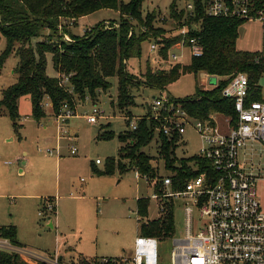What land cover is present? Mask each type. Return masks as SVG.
I'll return each mask as SVG.
<instances>
[{"label": "rangeland", "instance_id": "obj_1", "mask_svg": "<svg viewBox=\"0 0 264 264\" xmlns=\"http://www.w3.org/2000/svg\"><path fill=\"white\" fill-rule=\"evenodd\" d=\"M122 1L128 3L131 0ZM195 1L143 2V16L148 13L156 16L154 30L148 29L141 57L127 60L129 73L142 78L148 65L157 68L152 61L149 43L176 38L174 36L178 30L187 22V5ZM174 2L175 15L171 10ZM181 11H184L183 16ZM120 16L116 9H101L79 18L72 29L74 33L81 34L84 28H92L104 20L113 22L119 20ZM134 26L136 31L147 30L146 26H140L135 21ZM155 29H158V33ZM49 32L45 29L43 35L32 39L34 49L37 42L42 41ZM263 42L264 27L260 21H245L239 26L238 49L260 51ZM6 47L7 39L0 31V56ZM16 49L17 46L0 66V100L3 90L19 79ZM45 57L48 75L58 77L52 54L47 53ZM191 59L190 52L185 49L183 64L190 63ZM158 66L167 67V64L159 63ZM205 74H183L164 90L165 94L175 99L194 98L198 86L212 87L209 82H205ZM110 81L111 87L108 90H98L95 99L90 94L82 100L76 99L78 116L70 119L63 130L58 129L49 106L44 108L47 117L36 120L32 116V102L28 95L21 96L18 100L17 129L7 109L0 108V227L15 225L19 242L49 254L58 251L67 262L79 263L82 258L101 262L132 256L135 240L141 234L140 224L160 218L163 207L171 206L173 209V236L181 235L185 227L182 198L153 197L160 193L155 182L138 177L133 167H128L124 172L116 168L113 173H99L106 169L110 158L114 157L118 161L120 148L125 145L118 136L136 130L139 120L150 115L149 106L159 94L157 88L149 86L134 88V104L120 110L117 99L118 77L112 76ZM215 82V78H212L211 83ZM258 84L264 96V72L260 75ZM94 106L100 108L105 116L100 117L96 123H91L87 115ZM110 131L114 132V137H102ZM161 136L162 132L155 128L152 140L142 148L153 158L159 180L174 174L159 154ZM72 146L76 148V153L71 152ZM201 147L199 133L188 125L180 140L175 143V165L183 160L193 171H197ZM97 159L100 163L96 162ZM121 163L126 165L129 162ZM20 166L24 169L20 170ZM260 189L264 193V184ZM36 195L56 197V210L39 215L41 206L39 199L34 198ZM139 198L148 199L147 215L141 216L138 213ZM173 236L158 238L159 264L172 263Z\"/></svg>", "mask_w": 264, "mask_h": 264}, {"label": "trees", "instance_id": "obj_2", "mask_svg": "<svg viewBox=\"0 0 264 264\" xmlns=\"http://www.w3.org/2000/svg\"><path fill=\"white\" fill-rule=\"evenodd\" d=\"M145 0H131L128 3L122 0H0V31L7 39V47L0 56V66L10 53L16 49L19 64L16 71L19 73L18 82L3 90L0 108L4 107L14 121L17 129L19 118L18 100L28 95L32 102V116L40 120L46 116L44 101L48 98L52 102L54 114L60 112L63 103L71 105L76 99H84L87 94L96 98L98 90H108L111 87L110 77H118V108L124 110L134 104L133 89L140 86H149L157 89H166L177 81L183 74L205 72L211 77L219 79L218 84L205 89L197 87L194 98L177 99L197 118H205L211 111H223L235 115L233 100L222 95L223 88L229 78L239 72L249 77L251 91L249 98L257 99V81L264 72V57L259 51L241 50L237 47L239 26L243 23L236 19L206 16L201 0H196L195 16H188L187 23H200V30H192L190 35H199L204 47L200 57H192L190 63H176L167 67L147 66L142 78L135 77L127 71V60L132 57H141L142 44L147 38L148 29L154 30V13L143 16L142 6ZM101 9H116L121 16L118 27L106 29L104 21L90 28L79 36L65 28L70 34L71 41H67L58 31L60 17L75 18L76 21L86 15ZM175 2L171 10L176 14ZM183 16L184 11H181ZM134 21L147 30L136 31ZM45 29L50 32L44 35L42 41L32 46V39L43 35ZM132 32V34H130ZM158 33V29H155ZM177 38L162 40L161 56L168 60L169 51ZM51 53L53 64L58 73L71 74L70 84L73 91L60 85L58 77H51L47 73L46 54ZM257 58L259 59L257 61ZM157 122L144 116L139 120L136 130L120 134L119 140L125 143L120 148L118 161L116 158L108 160L107 167L100 174L113 173L116 168L124 172L128 167L154 181L157 190H163L161 180L157 179L156 165L153 158L142 150L150 143ZM114 132H106L103 138L114 137ZM177 136L168 139L161 136L159 154L166 160L174 183L172 189L183 188L184 183L192 176L201 173L203 168H210V162L197 158L201 168L193 171L185 161L175 165L174 155ZM128 164H122L126 163ZM209 162V163H208ZM138 213L141 216L148 213V199H138ZM172 205V204H171ZM160 218L141 223L142 235L157 238L172 237L175 233L173 209L163 207ZM139 219V218H138ZM141 219H139L140 221ZM3 235L17 242V228L15 225L1 226ZM0 264H22L17 256L0 254Z\"/></svg>", "mask_w": 264, "mask_h": 264}, {"label": "built area", "instance_id": "obj_3", "mask_svg": "<svg viewBox=\"0 0 264 264\" xmlns=\"http://www.w3.org/2000/svg\"><path fill=\"white\" fill-rule=\"evenodd\" d=\"M201 3L206 16L242 22L260 21L264 27V0H201ZM195 13L196 2L189 3L186 18L195 16ZM75 22V18L60 17L57 28L67 41L72 39L65 28ZM119 25L104 21L106 29ZM195 29L200 30L197 22L183 24L174 36L178 40L172 45L168 60L161 56L163 42L151 41L149 50L155 66L159 67V63H183L185 49L191 57L202 56L201 37L190 35ZM259 53L264 57V42ZM70 76L59 73L58 78L60 85L72 92ZM210 78L207 75L206 82ZM216 79L218 84L219 79ZM258 82L259 79L257 94L260 97L252 100L246 73H235L229 78L222 95L233 100L235 115L216 110L203 119L194 117L181 102L165 94L164 89H158L159 94L149 106L151 113L148 118L158 123L156 129L168 139L177 136L176 142L179 141L186 127L193 126L202 140L199 158L210 162V168H203L200 174L190 177L178 190L172 189V175L165 176L161 179L164 191L153 195L156 198L180 197L184 202L185 227L181 235L173 236L171 264H264V193L260 189L264 184V96ZM43 106L52 108V102L46 99ZM103 113L94 106L87 119L96 123L105 116ZM76 116V103L65 102L60 112L53 113L59 130H63L65 123ZM71 152L76 153V148L72 146ZM49 153L53 154V151L49 150ZM96 162L100 163V160ZM197 168H201L199 163ZM136 174L142 176L138 170ZM54 198H42L39 215L56 210ZM158 242L157 237L140 234L130 257L101 262L82 258L79 263H74L65 261L58 251L49 254L14 242L3 235L0 228V254L15 255L22 264H159Z\"/></svg>", "mask_w": 264, "mask_h": 264}, {"label": "crops", "instance_id": "obj_4", "mask_svg": "<svg viewBox=\"0 0 264 264\" xmlns=\"http://www.w3.org/2000/svg\"><path fill=\"white\" fill-rule=\"evenodd\" d=\"M87 16H89V15H86V16H83V17H81V18H84V17H87ZM104 21H112V20H104ZM77 23L75 22V24L74 25H72V26H69V27H67L68 29H69V31L70 32H72V33H74V31H73V29H72V27L73 26H75ZM91 27H89V28H84L83 30H82V33L80 34V33H74V34H77V35H79V36H81V35H83L84 33H85V30L86 29H90ZM48 30V29H47ZM48 32H49V30H48ZM48 34V33H47ZM58 73V72H57ZM58 75H59V73H58ZM206 74L204 75V77H205V82H206ZM206 89H208V88H206ZM47 100H49L48 98H47ZM77 105V104H76ZM52 109V108H51ZM52 113H53V111H52ZM53 115V114H52ZM45 117H47V116H45ZM50 119V118H49ZM54 119V118H53ZM72 119V118H71ZM70 120V119H69ZM68 120V121H69ZM55 121V120H54ZM67 121V122H68ZM67 122L65 123V124H67ZM56 123V122H55ZM21 160L22 161H24V159L23 158H21ZM98 160V159H97ZM26 161H24V164H26L25 163ZM8 163V162H7ZM24 168L22 167V166H20V170H23ZM36 200H38L39 199V202H40V206L42 207V202H41V200H42V198H43V196L42 197H40L39 195H36L35 197H34ZM40 207V208H41ZM40 210V209H39ZM38 210V211H39ZM52 226H53V222L51 221V223H50ZM17 242L18 243H20V244H22L21 242H19L18 240H17ZM24 245V244H23Z\"/></svg>", "mask_w": 264, "mask_h": 264}, {"label": "water", "instance_id": "obj_5", "mask_svg": "<svg viewBox=\"0 0 264 264\" xmlns=\"http://www.w3.org/2000/svg\"><path fill=\"white\" fill-rule=\"evenodd\" d=\"M212 78H215V77H211V78L209 79V83H210L211 85H216V84H217V79L215 78L216 82H215V84H212V83H211V79H212Z\"/></svg>", "mask_w": 264, "mask_h": 264}]
</instances>
